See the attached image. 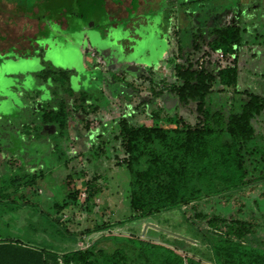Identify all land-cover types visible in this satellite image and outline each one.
Returning <instances> with one entry per match:
<instances>
[{"label":"rangeland","instance_id":"obj_1","mask_svg":"<svg viewBox=\"0 0 264 264\" xmlns=\"http://www.w3.org/2000/svg\"><path fill=\"white\" fill-rule=\"evenodd\" d=\"M24 1L0 0V56L25 57L16 64L0 62V178L6 173L19 176L23 165L27 174L37 176L25 187L18 208L3 211L10 237H30L60 254L107 233L135 234L211 261L210 249L177 208L133 218L139 212L129 207L130 177L121 128L160 127L168 117L189 126L198 122L196 103L177 98L181 81L175 66L203 70L212 77L203 109L225 119L241 113L249 94L264 98V0H109L103 14L92 0H76L74 8L54 14L28 8L37 0ZM226 24L241 31L231 55L209 45L211 31ZM67 52L73 55L70 64L54 58L69 61ZM51 65L71 72L70 88L60 87L64 78L59 76H54L56 81L35 77V72ZM233 67L235 84L221 85V73ZM82 92L87 99L80 100ZM37 100L45 109L64 101L63 131L55 134L54 126L39 124ZM250 125L252 137L243 147L248 153L252 149L246 169L248 177L256 178L264 173V107ZM12 191L6 187L0 198L7 201ZM251 192L243 195L251 194L258 202L244 199L246 206L238 217L254 222L253 235L261 239L264 187ZM235 198L207 199L197 211L232 217L241 207L231 205ZM193 213L187 209L185 216L192 218ZM198 221L205 231V221ZM222 246L249 248L240 243ZM116 249L131 253L126 245L108 239L98 240L94 252L110 254ZM50 264L63 262L58 256Z\"/></svg>","mask_w":264,"mask_h":264},{"label":"trees","instance_id":"obj_2","mask_svg":"<svg viewBox=\"0 0 264 264\" xmlns=\"http://www.w3.org/2000/svg\"><path fill=\"white\" fill-rule=\"evenodd\" d=\"M49 0H37L28 4V8L39 7L40 12L50 14L60 13L65 9L74 8L76 0H69L59 10L48 11L46 4ZM22 2V1H20ZM25 3V1L23 0ZM93 7L103 14L104 0H92ZM41 4V5H40ZM214 38L210 48L219 50L223 55H231L241 40L239 27L226 24L212 31ZM61 39V36H59ZM43 51L49 52L50 49ZM39 55L43 53L38 52ZM69 61L59 58L62 63H71L73 55L67 52ZM0 56V62L17 63L25 57L18 55ZM37 58V55L35 56ZM21 59V60H20ZM68 60V59H67ZM52 61V60H51ZM1 65V63H0ZM59 67V66H58ZM58 67L45 66L35 77L43 80L59 76L64 78L60 87H69L72 74ZM176 77L181 84L176 88L179 101L186 103L194 101L200 114L194 126L186 125L180 118L168 117L160 127H129L123 125L121 134L126 138L127 169L129 172L130 198L129 207L141 217H150L158 213L177 208L194 235L206 243L212 254L211 261L197 255L184 252L176 246L159 243L150 238L135 234L107 233L80 249L67 250L62 253L45 248L35 239L24 236L10 237L9 221L2 218L3 211L16 210L19 198L25 187L37 179L34 174H27L24 165L18 168L19 176H9L8 173L0 178V192L8 186L13 187L7 201L0 198V264H50L61 257L63 264H264V236L254 237L255 223L250 219L240 218L246 206L244 199L258 202L251 194L243 195L244 191L251 192L258 187H264V173L260 176L248 177L246 159L251 158L252 149L248 153L243 144L249 142L253 129L250 120L263 111L264 98L249 94L241 113L230 115L225 119L219 113H210L203 109L205 97L210 94L209 83L212 77L204 74L203 70L174 67ZM236 69H228L221 73V85H234ZM54 81L56 79L54 78ZM222 90V88L220 89ZM80 100L87 99L85 92ZM39 124L54 126L55 134L66 128V105L63 100L56 102L54 109H45L38 100L35 102ZM45 129V130H50ZM244 149V150H243ZM262 165V162H261ZM258 164L254 166V169ZM264 169V163L261 170ZM264 172V171H263ZM17 173V172H16ZM252 193V192H251ZM230 203L240 205L236 215L226 218L220 214H207L197 211L200 202L213 199H232ZM252 197V198H251ZM11 204V205H8ZM34 205V204H33ZM230 206V204L225 205ZM231 207V206H230ZM194 210L192 218L185 212ZM254 218V214L251 213ZM255 219V218H254ZM198 220H204L206 230L203 231ZM16 228V227H15ZM56 228L62 234L65 232L59 226ZM18 229V228H17ZM20 230V228H19ZM100 239H108L113 243L124 244L131 249L127 254L123 249L112 253L101 250L94 252L95 245ZM245 244L249 248H225L222 244Z\"/></svg>","mask_w":264,"mask_h":264},{"label":"water","instance_id":"obj_3","mask_svg":"<svg viewBox=\"0 0 264 264\" xmlns=\"http://www.w3.org/2000/svg\"><path fill=\"white\" fill-rule=\"evenodd\" d=\"M65 1L68 0H49L46 4V10L48 11L59 10L62 6L65 5Z\"/></svg>","mask_w":264,"mask_h":264},{"label":"flooded vegetation","instance_id":"obj_4","mask_svg":"<svg viewBox=\"0 0 264 264\" xmlns=\"http://www.w3.org/2000/svg\"><path fill=\"white\" fill-rule=\"evenodd\" d=\"M107 1H109V0H104V5H103L104 13L106 12V10H105V5H106ZM106 13H107V12H106Z\"/></svg>","mask_w":264,"mask_h":264}]
</instances>
